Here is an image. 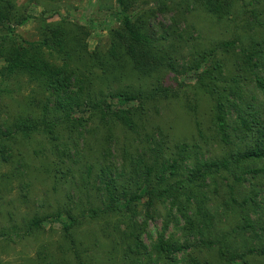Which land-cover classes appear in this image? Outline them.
<instances>
[{"label":"trees","instance_id":"trees-1","mask_svg":"<svg viewBox=\"0 0 264 264\" xmlns=\"http://www.w3.org/2000/svg\"><path fill=\"white\" fill-rule=\"evenodd\" d=\"M137 1L116 0L118 24L108 33L109 48L100 54L89 49V29L68 17L52 22L38 18L39 38L24 39L17 28L30 17L29 5L38 1L18 5L0 0V159L12 158L17 140L39 137L53 156L48 166L53 177L67 179L77 172L91 185L87 188L100 206L69 205L54 218L63 216L64 237L78 264H90L82 259L74 236L84 221L126 214L114 226L112 241L113 249L122 252L121 264H264V0H190L226 22L229 35L195 51L187 68L178 63L182 46L175 37L157 34L151 23L164 6L134 16ZM94 68L111 76L128 69L155 82L105 90L96 86ZM189 70L195 77L193 90L211 102L212 134L205 136L196 119L191 142L155 140L148 134L154 141L142 142L136 153L123 150L121 168L89 161L79 166L80 153H73L86 142L90 121L106 130L107 142L116 127L137 135L151 107L179 100L183 84L178 76ZM169 73L175 87L163 82ZM16 76L37 84L45 96L38 110L6 121L2 98L11 92L7 80ZM113 98L126 106L113 108ZM188 100L185 107L195 118L196 106ZM82 109L87 116L77 115ZM215 146L218 153L211 151ZM139 201L146 219L153 217L157 204L167 207L162 232L151 247L142 239L147 220L135 219ZM47 217L33 215L23 235L40 230ZM172 222L181 224L179 237L165 234ZM2 236L7 234L0 232Z\"/></svg>","mask_w":264,"mask_h":264},{"label":"rangeland","instance_id":"rangeland-1","mask_svg":"<svg viewBox=\"0 0 264 264\" xmlns=\"http://www.w3.org/2000/svg\"><path fill=\"white\" fill-rule=\"evenodd\" d=\"M27 1L16 0V3L26 5ZM37 1L29 5L30 17L17 28L21 37L29 41L39 38L38 18L42 17L52 22L68 17L71 22L89 29L87 42L91 51L100 54L107 51L108 33L118 24L116 0ZM162 2L163 0H138L134 16L150 8L164 6L163 12L156 13L151 23L155 26L157 34L168 32L169 37H175V42L182 46L178 63L185 68L190 64L195 51H201L215 40L228 37L226 22L216 21L190 0H167L164 5ZM93 75L96 86L105 90L147 86L152 81L155 82L154 77L138 78L128 69L124 73L111 76L102 74L99 69L94 68ZM163 78L164 84L175 87L173 74H165ZM178 81L183 84L179 91V100L163 101L157 108L151 107L144 128L140 129L137 135L125 134L116 127L112 139L107 142L103 138L106 130L99 123L97 125L95 119L90 121L86 142H81L80 147L73 153H80L79 166L84 168V164L89 161L96 167L113 165L121 168L123 150L129 149L131 153H136L137 148L144 145L142 142L153 140L148 134L155 137V140L162 137L166 138L167 142L182 140L191 142L197 134L194 123L196 119L200 122L205 136L212 134L211 102L207 96L193 90L192 86L195 83L193 71L189 70L179 75ZM6 84L11 89L10 94L2 98L3 118L6 121L17 114L39 109L45 95L37 84L28 82L27 78L22 76H16L14 80L9 79ZM187 99L196 106L195 118L185 107ZM109 102L113 108L126 106L119 98L110 99ZM77 115L87 116L88 113L86 109H82L77 111ZM37 138L39 137L29 141L17 140L12 158L8 162H2L0 159V232L7 234L0 237V259L4 264H78L74 251L64 237L63 216L61 220L56 221L55 214L69 205L87 208L100 206V203L95 201L94 193L87 188L91 185H87L77 172L71 178L68 175L67 179L62 180L50 174L48 166L53 156L46 148L48 143L39 142ZM211 151L218 153L219 147L215 146ZM135 207L136 221L143 223L147 220L142 239L147 247H151L158 234L162 232L167 207L164 204H157L150 219H146L143 201H139ZM36 214L48 217L40 230L24 236L23 230L27 220ZM127 218L128 214L120 219L113 216L95 220L87 218L74 232L82 259L90 264H121L122 252L113 249L112 241L117 235L114 226L119 220ZM165 234L179 237L181 224L172 222Z\"/></svg>","mask_w":264,"mask_h":264}]
</instances>
